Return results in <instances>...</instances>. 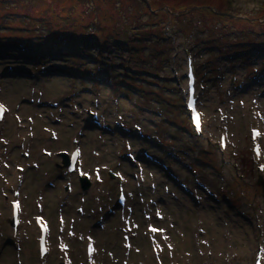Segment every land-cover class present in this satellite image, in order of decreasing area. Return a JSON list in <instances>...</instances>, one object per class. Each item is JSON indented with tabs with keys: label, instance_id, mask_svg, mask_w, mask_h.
<instances>
[{
	"label": "rangeland",
	"instance_id": "rangeland-1",
	"mask_svg": "<svg viewBox=\"0 0 264 264\" xmlns=\"http://www.w3.org/2000/svg\"><path fill=\"white\" fill-rule=\"evenodd\" d=\"M62 39L91 44L54 43ZM11 40L43 49L21 55L0 50V100L10 108L0 123V172L7 173L0 180V264L59 263L55 244L43 260L37 258V232L29 222L42 205L52 242L64 244L73 264L86 238L98 253L92 255L95 264H252L264 240V195L254 183L264 185V178L245 135L251 110L264 122V0H0V44ZM184 52L193 59L206 118L198 139L189 133L182 107L176 115L172 107L184 98ZM34 64L41 70L25 76L22 70ZM60 68L70 75L58 73ZM130 68L140 73L132 75ZM218 106L226 117L234 111L235 128L228 120L232 151L228 145V153L215 160L209 143L217 134ZM85 107L102 127L78 132ZM53 115L61 118L55 141L44 131ZM28 116L34 118L31 126ZM20 118L23 126L17 128ZM78 140L80 170L99 180L90 179L82 190L72 174L68 196L57 149ZM20 145L28 158L21 157ZM43 149L50 156L41 155ZM196 151L219 169L192 171ZM131 153L137 166L125 158ZM17 163L24 169L18 172L22 213L12 243L8 201ZM109 171L119 174L124 204L115 203L119 179ZM235 176L239 180L231 185ZM58 217L65 228L57 229ZM122 219L132 229L125 254ZM145 224L157 229L150 240L151 250L157 249L153 256Z\"/></svg>",
	"mask_w": 264,
	"mask_h": 264
},
{
	"label": "bare ground",
	"instance_id": "bare-ground-1",
	"mask_svg": "<svg viewBox=\"0 0 264 264\" xmlns=\"http://www.w3.org/2000/svg\"><path fill=\"white\" fill-rule=\"evenodd\" d=\"M230 105L228 104L227 105V108L229 107ZM229 109H230V107H229ZM6 114V113H5ZM4 114V116H3V118H2V121L5 119V115ZM229 114L230 115H233V114H235L234 113V111L232 112H229ZM24 118H22V120H23ZM258 119V118H257ZM234 120H235V117H234V119L232 120V122H231V127H233V128H235V122H234ZM259 121V120H258ZM223 122H224V120H223ZM21 124V122L19 123V125ZM257 126H258V129H260V130H263V128H264V126L262 125V124H260V121L259 122H257ZM93 128H95V127H93ZM54 138H56L57 139V135L55 134V136H54ZM52 141H55V140H52ZM81 143V142H80ZM74 144V143H73ZM80 149H81V146H80ZM227 150H228V143L226 144V150H225V152H227ZM97 154H98V152H96ZM81 155H82V151H81V153H79V156H78V159H77V163H78V161H79V159H80V157H81ZM194 162H198V164L196 165V166H199L200 165V163H199V161H195L194 160ZM99 183V182H98ZM89 185H90V183H89ZM13 187V186H12ZM71 191H69V193H70ZM69 193H68V196H69ZM67 196V197H68ZM17 197V196H16ZM182 201L184 200V199H181ZM180 200V201H181ZM124 202H125V199H124V201H123V204H124ZM180 203H182V202H180ZM43 209H42V211L41 212H43V210H44V207H42ZM40 212V213H41ZM42 214V213H41ZM143 217L144 218H148V220L149 219H151V214H148V211H146V212H144L143 213ZM18 226L20 227V224H18ZM17 226V230H16V232L18 233V231H19V227ZM64 228H65V225H64ZM131 231H132V229H130V231L129 230H126V234H128V239H130L129 238V234L131 233ZM63 232H64V230H63ZM62 232V233H63ZM65 232H66V230H65ZM156 234L155 235H157V229H156ZM48 237H49V230L47 231V234H46V242H47V244H48ZM262 239H263V237H262ZM264 241V240H263ZM130 248H131V246H129L128 248H127V250H125V249H123L122 248V250H123V253L125 254V253H127V252H129V250H130ZM120 251V253H122V250L121 249H119ZM94 251H95V246H92V252H91V256H90V261L91 260H93L92 259V255L94 254ZM100 252V251H99ZM70 255L72 254V248H71V250H70ZM80 254H81V247H80ZM95 254H98V253H96V251H95ZM95 254H94V256H95ZM46 256V255H45ZM111 256V255H110ZM100 257H102V255L100 254ZM2 263V262H1ZM3 264V263H2ZM77 264V263H76Z\"/></svg>",
	"mask_w": 264,
	"mask_h": 264
},
{
	"label": "trees",
	"instance_id": "trees-1",
	"mask_svg": "<svg viewBox=\"0 0 264 264\" xmlns=\"http://www.w3.org/2000/svg\"><path fill=\"white\" fill-rule=\"evenodd\" d=\"M78 43L79 44V42L78 41H76V40H64V41H62V42H59V41H55L54 43L56 44V45H62V44H64V43ZM85 45V44H84ZM64 46V45H63ZM43 48V47H42ZM208 48V47H207ZM207 50H209L208 51V55L210 56V57H212L213 56V51L212 50H210V49H207ZM40 52V51H39ZM38 52V53H39ZM133 56V55H132ZM134 57V56H133ZM210 61H211V59H209ZM175 103H172V107H175V115L177 114V113H179V108H180V102H179V99L178 98H176L175 100ZM199 154H201V153H199ZM197 156H198V153H197ZM205 159L207 160V159H209V156H205L204 158H203V156L201 155V157L200 158H197L196 160L197 161H199L200 162V165H199V167H201L202 165H205V163H207L206 161H205Z\"/></svg>",
	"mask_w": 264,
	"mask_h": 264
},
{
	"label": "water",
	"instance_id": "water-1",
	"mask_svg": "<svg viewBox=\"0 0 264 264\" xmlns=\"http://www.w3.org/2000/svg\"><path fill=\"white\" fill-rule=\"evenodd\" d=\"M62 156H63V164H66V160L64 158V155H62ZM82 183L83 184L81 185V188L86 189L87 188V182L85 180H83Z\"/></svg>",
	"mask_w": 264,
	"mask_h": 264
},
{
	"label": "snow or ice",
	"instance_id": "snow-or-ice-1",
	"mask_svg": "<svg viewBox=\"0 0 264 264\" xmlns=\"http://www.w3.org/2000/svg\"><path fill=\"white\" fill-rule=\"evenodd\" d=\"M155 231V229H153Z\"/></svg>",
	"mask_w": 264,
	"mask_h": 264
},
{
	"label": "flooded vegetation",
	"instance_id": "flooded-vegetation-1",
	"mask_svg": "<svg viewBox=\"0 0 264 264\" xmlns=\"http://www.w3.org/2000/svg\"><path fill=\"white\" fill-rule=\"evenodd\" d=\"M23 57H25V56H23Z\"/></svg>",
	"mask_w": 264,
	"mask_h": 264
}]
</instances>
